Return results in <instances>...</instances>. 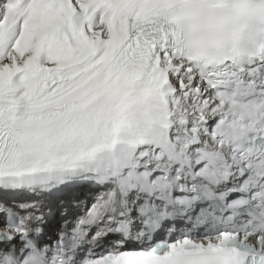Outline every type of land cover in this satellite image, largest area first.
I'll use <instances>...</instances> for the list:
<instances>
[{
  "label": "snow or ice",
  "instance_id": "1",
  "mask_svg": "<svg viewBox=\"0 0 264 264\" xmlns=\"http://www.w3.org/2000/svg\"><path fill=\"white\" fill-rule=\"evenodd\" d=\"M0 264H264V0H0Z\"/></svg>",
  "mask_w": 264,
  "mask_h": 264
}]
</instances>
